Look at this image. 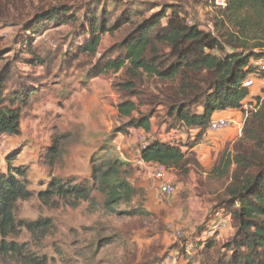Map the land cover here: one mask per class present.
<instances>
[{
	"label": "rangeland",
	"instance_id": "rangeland-1",
	"mask_svg": "<svg viewBox=\"0 0 264 264\" xmlns=\"http://www.w3.org/2000/svg\"><path fill=\"white\" fill-rule=\"evenodd\" d=\"M83 1L0 0L1 63L10 66L13 73L8 90H15L21 82L32 92L21 109L19 135L0 137V174L6 172L7 157L14 159L11 167L25 172L26 188L32 196L16 204L14 218L34 225L30 230L22 227L6 239L19 253L0 257V264H185V255L195 261L191 243L197 242L199 235H212L213 222L224 224L215 233L218 242L232 233L229 218L216 214L227 180H216L222 174L213 170L221 167L222 158L232 155L241 132L233 127L211 136L206 130L194 155L188 146L197 131L189 132L179 124L169 129L162 108L151 113L148 132L128 126L129 119L117 112L120 98L113 89L126 79L125 72L96 77L88 73L100 59L97 53L115 43L113 37L104 36L93 55L81 49L89 38L84 35L88 27L83 21L43 22L33 35L27 31L35 16L59 5L67 6L70 16H79ZM106 1L111 8L117 3L120 9L148 10L144 16L178 3L189 22L206 30H213L217 5L216 0ZM19 42L25 45L19 46ZM30 55L34 57L30 59ZM248 78V98H263L264 81ZM144 80L149 91L155 92L154 82ZM139 111L146 114L149 109ZM132 118L137 119V113ZM170 131L176 132L180 145L183 142L189 167L187 175L170 172L175 192L163 198L141 165L137 136L142 133L146 144ZM54 145L58 154L51 157L48 152ZM107 159L122 162L131 188L139 191L131 203L117 202L109 207L106 196L98 193H92L87 201L39 199L38 193L46 191L53 178L62 185H90L92 168Z\"/></svg>",
	"mask_w": 264,
	"mask_h": 264
},
{
	"label": "trees",
	"instance_id": "trees-1",
	"mask_svg": "<svg viewBox=\"0 0 264 264\" xmlns=\"http://www.w3.org/2000/svg\"><path fill=\"white\" fill-rule=\"evenodd\" d=\"M80 5L79 16H70L64 5L35 16L33 27L27 31L33 35L43 22L83 21L82 25L88 27L84 35L89 38L81 49L93 55L104 36L113 37L115 43L97 53L100 59L88 73L96 77L125 72L126 79L113 85V89L120 98L117 112L129 119L128 126L148 132L151 113L162 108L169 129L179 124L189 132L197 131L188 146L195 155L194 148L202 143L215 113L240 111L244 104L250 106L256 100L232 155L222 158L220 169L213 170L222 174L216 180H227L216 214L229 218L232 233L224 242L216 239L217 231L207 237L199 235V240L191 243L195 261L185 255V264H264V88L263 98L253 100L248 98L249 88L243 87L248 77L264 81V72L258 65L264 61V0H223V5L215 4L212 31L189 22L187 12L178 3L162 6L148 16H144L149 13L145 9H120L117 3L111 8L106 0H85ZM33 57L30 55V59ZM2 60L0 56V137H11L19 135L21 109L28 104L32 92L21 82L15 90H8L13 73ZM69 61L70 58L67 64ZM144 78L154 82L156 93L149 91ZM140 108L149 112L143 114ZM134 113L137 119L132 118ZM183 147V142L166 144L154 139L139 150V158L187 175L189 164ZM48 153L56 157L57 146ZM13 160L6 158V172L0 174V257L18 254L16 245L6 239L22 227L30 230L34 226L14 218L16 204L30 199L32 193L26 188L25 172L10 166ZM91 172L90 185H62L53 178L38 197L87 201L92 193H98L106 196L105 205L110 207L117 202L131 203L139 193L131 188L119 160L107 159Z\"/></svg>",
	"mask_w": 264,
	"mask_h": 264
},
{
	"label": "built area",
	"instance_id": "built-area-1",
	"mask_svg": "<svg viewBox=\"0 0 264 264\" xmlns=\"http://www.w3.org/2000/svg\"><path fill=\"white\" fill-rule=\"evenodd\" d=\"M219 1L220 0H216V4L223 5V0H221V3H219ZM209 30L212 31V28H210ZM259 70L261 72H264V61L259 64ZM243 87H251V80L249 78H246L244 80ZM249 107L250 110H253L256 106L254 105L253 108H251L252 106ZM247 108L248 106L244 105L242 108L243 111L240 110L230 112L228 115L225 116L213 115L207 127V135L213 136L217 133H220L233 127H237L241 132L243 122L248 116L249 110L247 111ZM140 135L137 136V142L140 145V149H143L145 146L146 139ZM156 140L160 143L173 144L177 141L176 132L170 131L165 137L159 136ZM141 165L145 168L146 173L151 180V184L158 190V193L161 197L168 198L174 194L175 187L171 182H169L170 170H167L164 166L157 163H141ZM220 225L224 226V224L221 222ZM215 229H217V226L212 229V233L215 231Z\"/></svg>",
	"mask_w": 264,
	"mask_h": 264
},
{
	"label": "crops",
	"instance_id": "crops-1",
	"mask_svg": "<svg viewBox=\"0 0 264 264\" xmlns=\"http://www.w3.org/2000/svg\"><path fill=\"white\" fill-rule=\"evenodd\" d=\"M230 112H231V111L219 112V113H215L214 116H215V115H217V116H225V115H228ZM230 129H231V128H230ZM227 130H229V129H227ZM225 131H226V130H225ZM227 134H228V132H227L226 134L224 133L223 137H225ZM201 144H202V143H201ZM201 144H200V145H201ZM200 145H198V146H200ZM198 146H196V147L194 148V152H195V153H196V151H197V147H198ZM138 155H139V152H138ZM210 222H211V221H210ZM212 224H214V222H213ZM212 224H211V225H212Z\"/></svg>",
	"mask_w": 264,
	"mask_h": 264
},
{
	"label": "clouds",
	"instance_id": "clouds-1",
	"mask_svg": "<svg viewBox=\"0 0 264 264\" xmlns=\"http://www.w3.org/2000/svg\"><path fill=\"white\" fill-rule=\"evenodd\" d=\"M167 134H168V133H167ZM167 134H166V135H167ZM166 135H165V136H166ZM176 142H177V141H176ZM166 144H168V143H166ZM173 144H174V143H173ZM140 150H141V149H140ZM170 172H171V171H170ZM215 226H217V229L220 228L219 224H218L217 222H215V223L211 226V229H213ZM217 229H215V231H217ZM215 231H214V232H215ZM214 232H213V233H214ZM209 236H210V235H209Z\"/></svg>",
	"mask_w": 264,
	"mask_h": 264
}]
</instances>
